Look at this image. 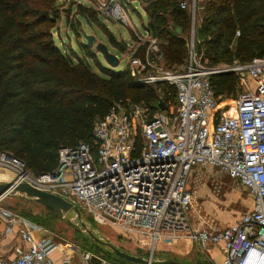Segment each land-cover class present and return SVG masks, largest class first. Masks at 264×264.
Instances as JSON below:
<instances>
[{
	"label": "built area",
	"instance_id": "obj_1",
	"mask_svg": "<svg viewBox=\"0 0 264 264\" xmlns=\"http://www.w3.org/2000/svg\"><path fill=\"white\" fill-rule=\"evenodd\" d=\"M107 9L112 19L125 21L120 5L111 1ZM194 34L192 27L187 58L179 67L164 66L159 41L148 32L147 47L128 60L127 71L138 86L173 87V105L151 112L143 104L115 103L93 121V145L61 147L51 173L34 176L6 152H0V170L11 172L16 183L71 203L95 225L109 226L139 244L148 239L150 255L159 242L185 238L199 249L221 247V264H264V56L209 66L195 49ZM230 73L239 86L248 82L250 87L234 100L216 98L211 78ZM198 166L217 168L238 181L252 200L251 211L228 228L206 224L193 211L196 191L189 186ZM1 216L8 225L24 227L20 240L26 247L0 264H73V245L8 211ZM10 233L8 227L6 236ZM77 263L116 264L88 253Z\"/></svg>",
	"mask_w": 264,
	"mask_h": 264
},
{
	"label": "trees",
	"instance_id": "obj_2",
	"mask_svg": "<svg viewBox=\"0 0 264 264\" xmlns=\"http://www.w3.org/2000/svg\"><path fill=\"white\" fill-rule=\"evenodd\" d=\"M180 1L153 0L146 6L145 30L160 41L167 67L181 66L188 53L190 17ZM56 2L0 0V152L23 162L34 176L55 169L61 147L93 145V121L115 103L143 104L151 112L158 111L160 100L165 106L175 103V89L167 84L138 86L127 69L102 68L107 77H101L62 53L52 37L59 17ZM197 8L196 48L209 66L264 56V0H201ZM109 42L117 44L111 34ZM238 83L232 73L211 78L220 99H236Z\"/></svg>",
	"mask_w": 264,
	"mask_h": 264
},
{
	"label": "rangeland",
	"instance_id": "obj_3",
	"mask_svg": "<svg viewBox=\"0 0 264 264\" xmlns=\"http://www.w3.org/2000/svg\"><path fill=\"white\" fill-rule=\"evenodd\" d=\"M111 1L120 5L123 9L126 14L125 21L120 22L108 16V12L110 13V11L107 9V5ZM151 1L153 0H57L56 6L59 17L56 20L52 34L54 43L62 53L68 55L73 60H82L90 67L92 72L101 77H107V75L103 73L102 68L114 72L127 69L128 60L132 56H139L147 47L149 38L145 35L147 32L145 26L149 24L150 17L146 11V6ZM102 3H105V6L102 7ZM199 3H201V0H181L179 2L180 8L181 4H184L185 8L181 9L189 13V35L192 31V27L195 28L194 24L197 26L200 21V14L197 8ZM86 16L89 19L86 18ZM103 26L106 27L108 29L106 31L109 32L104 31ZM110 34L117 41L116 45H112L109 42ZM148 34L150 35V33ZM88 36L94 38L92 47L87 45L86 37ZM98 44L104 45L110 54L117 57L118 65L116 67L112 68L106 64L102 55L95 49ZM197 44L198 42L195 38L196 51ZM88 49L93 55L86 52ZM164 66L167 67L165 64ZM167 68L173 69L176 67L168 66ZM246 86L250 87L248 82H246V85H240V91L245 90ZM200 173L204 176V180L202 181L203 185L201 184L200 188H204L210 196L206 198H200L198 196V199H194L193 210L198 211L196 209V207H198L200 212L207 219L208 217H213L214 214L225 212L220 214V218H218V221L223 224L229 223L232 220L230 219L231 217L237 218L241 216V213H243L246 207L244 201L246 198L248 199L249 195L240 184L236 182L235 184L231 183L232 181L229 180L230 178L228 179L227 176L222 173L219 174L218 171L210 172L202 170ZM12 178V173L0 170V184L3 183V180L5 182H10ZM192 188L196 190L200 189L196 186V183L193 184ZM233 196L235 199L231 198ZM2 211H8L17 218L42 226L55 240H60L64 245H73L75 247V255L72 259L73 264H79L77 261L84 253L107 261L117 258L109 247L96 243L84 230L81 225L82 223L85 224L88 231H91L99 240L109 243L125 253L148 257L152 252L150 245H148V239L143 241V244H139L137 243L139 240H134L136 238L120 234L109 226L95 225L84 211H80V219H78L77 215L73 212L64 217H59L55 213L37 204L32 199L26 196H20V194L10 195L0 199V220L2 219ZM35 234H33L34 238L37 237ZM161 245L162 243L156 245L155 251L153 252L155 259L159 258L160 254L163 255V258L175 257L176 252H174V249H176V245L169 246L159 251L158 249H160ZM182 246L184 245H178L176 247L181 250L183 248ZM194 254L193 252L191 253V255ZM53 257L58 258L57 253H54ZM93 261H95V258H93ZM195 262L198 264H208L198 262L197 260L193 261L194 264Z\"/></svg>",
	"mask_w": 264,
	"mask_h": 264
},
{
	"label": "crops",
	"instance_id": "obj_4",
	"mask_svg": "<svg viewBox=\"0 0 264 264\" xmlns=\"http://www.w3.org/2000/svg\"><path fill=\"white\" fill-rule=\"evenodd\" d=\"M199 23H200V21H199ZM199 23H198V25H199ZM194 25L196 26V24H194ZM189 37H190V35H189ZM188 41H189V38H188ZM202 170L210 171V172L218 171L219 174L222 173L218 169H214V167L198 166V167H196L193 170V172L191 173L190 178H189V186L191 188H192L193 184H195V183H196V186L198 188H200V185L202 184V181L204 180V178H203L204 176L202 175V173H200V172H202ZM4 171H6V170H4ZM13 179H14V176H13V178H12L11 181H13ZM229 180L232 181L231 183H233V184H235V182L236 183H239L236 180H232V179H229ZM2 182L4 183L5 181L3 180ZM240 186L247 193V191L245 190V188L241 184H240ZM194 190L196 191V197L194 199H198V196L200 198H206L207 196L208 197L210 196V194L208 195V192L204 188L198 189L199 191L196 190V189H194ZM20 196H23V195H20ZM231 198L232 199H235L234 196L231 197ZM244 202H245V206L246 207H245V210L243 211V213H241V214H244L246 212H249L252 209V200H251L250 197H248V199L246 198ZM196 209L198 211H196V210H193V211L196 212L197 214H199L202 217V219L204 220V222L206 224H208L209 226H212V227L228 228V227L234 225L237 222V220L241 217V216H239L237 218L231 217L230 219H232V220L229 223L223 224V223H220V221H218V218H220V216H219L220 214L225 213V212H221L219 214H214L213 217H208V219H207L200 212V210H199L198 207H196ZM3 221L4 220H2V219L0 220V259L1 258L2 259L15 258L18 255H20V253L26 247V244L23 243L20 240V233L22 231H24L25 229L18 222L15 223V224H13V225H8L5 221L4 222ZM28 222L30 224H32V225L39 226L38 224L31 223L30 221H28ZM8 227L11 228V233L6 236V230L8 229ZM39 227H41L42 229L46 230L42 226H39ZM29 230H30V228H29ZM35 233H37V234H35ZM35 233H33V234H35L37 237H39L40 234L38 232H35ZM159 243H162L160 249H158L159 251L160 250H163L164 248H167L169 246H172V245L173 246L174 245H176V246H178V245L179 246L180 245H184V246H182L183 248L181 250L175 246L176 249H174V252H176V254H175V257L176 258L175 257H169V258L165 257V258H163V255L160 254L159 258H156L155 259L154 256H153V254H152L153 260H158V259H173V260H177V261L183 262L185 264H194L193 261H195V260H197L198 262H204V263H208V264H221V262H222V253H221V250H220L221 247H219L217 245H209L205 249H199L195 244H193L191 241H189L188 239H185V238L184 239L177 240V241H174L173 243L172 242H168V243H166V242H159ZM154 251H155V249H154ZM192 252L195 253V254L194 255H191ZM133 256H136V255H133ZM137 257L147 258V257H144V256H138V255H137ZM109 261L110 262H113L111 260H109ZM116 264H118V263H116ZM126 264H128V263L126 262ZM195 264H198V263L195 262Z\"/></svg>",
	"mask_w": 264,
	"mask_h": 264
},
{
	"label": "water",
	"instance_id": "obj_5",
	"mask_svg": "<svg viewBox=\"0 0 264 264\" xmlns=\"http://www.w3.org/2000/svg\"><path fill=\"white\" fill-rule=\"evenodd\" d=\"M176 32L178 33L179 29H176ZM93 39L94 38L92 36L86 37L87 45L89 47H92ZM95 49L97 52H99L102 55L104 61L108 66L114 68L118 65L117 57L110 54L104 45L98 44L96 45ZM157 108L160 111H164L166 109L164 103L161 100L158 101ZM16 194H20L32 199L40 206L55 213L59 217H64L67 214L73 212L77 215L78 219H80L79 210L71 203L65 201L64 199L56 195L44 191H40L26 184L16 183L15 181L0 184V199ZM81 225L83 226L84 230L94 239L96 243L109 247L112 250L115 257L127 262L128 264H185L183 262L173 259L153 260L152 255H149L147 258L130 255L113 247L109 243L99 240L91 231H88L85 224L82 223Z\"/></svg>",
	"mask_w": 264,
	"mask_h": 264
},
{
	"label": "bare ground",
	"instance_id": "obj_6",
	"mask_svg": "<svg viewBox=\"0 0 264 264\" xmlns=\"http://www.w3.org/2000/svg\"><path fill=\"white\" fill-rule=\"evenodd\" d=\"M98 18H99V17H98ZM233 111H234V108L231 109V112H233ZM62 249H64V248H62Z\"/></svg>",
	"mask_w": 264,
	"mask_h": 264
}]
</instances>
